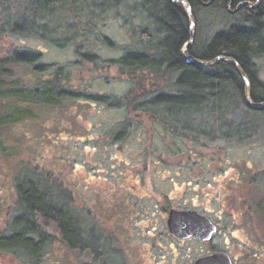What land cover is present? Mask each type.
<instances>
[{"label":"rangeland","instance_id":"1","mask_svg":"<svg viewBox=\"0 0 264 264\" xmlns=\"http://www.w3.org/2000/svg\"><path fill=\"white\" fill-rule=\"evenodd\" d=\"M150 2L0 0V58L15 50L38 55L31 63L12 62L6 67L10 74L0 76L5 88L1 93L22 84L34 93L32 103L24 104V115L16 116L11 113L17 97L0 96V237L17 231L13 222L21 212L18 185L33 183L55 206L72 212L84 246L74 249L53 237L37 261L24 252L0 250V264H191L195 255L191 243L184 257L174 244L169 251L156 249L152 255V247L137 235L127 215L132 199L127 194L120 203L110 191L118 186L120 171L130 172L134 155L142 153L154 132H163L154 135L161 142L170 138V150L180 142L186 154L192 153L190 144L199 139L202 154L216 149L218 155L245 158L264 171V111L249 109L233 86L225 84L221 92L208 84L201 102L207 105L195 104L185 111L168 96L183 95L191 88L177 83L180 70L156 59L160 54L150 58L165 65L161 75L145 68L131 72L121 65L127 52L148 56L169 34L155 32L151 24L154 16L164 17L166 2L156 6ZM249 21L248 16L217 6L201 9L196 46L205 54L217 32ZM253 63L257 78L264 82V51ZM53 79L60 86L54 88L57 102H40L33 90L39 83L52 85ZM156 97L163 108L149 106ZM173 114L185 122L174 121ZM150 115L157 118H145ZM202 176L209 174L205 171ZM257 185L264 188V179ZM260 191L264 197V189ZM206 200L201 195L192 199L196 204ZM120 237L125 243H119ZM157 257L163 259L154 261Z\"/></svg>","mask_w":264,"mask_h":264},{"label":"flooded vegetation","instance_id":"2","mask_svg":"<svg viewBox=\"0 0 264 264\" xmlns=\"http://www.w3.org/2000/svg\"><path fill=\"white\" fill-rule=\"evenodd\" d=\"M163 1L166 2L167 8L171 7L173 11L176 8L179 14L178 27L181 29L186 27L189 31V38L183 49L184 54H180V57L185 64L194 63L196 65L199 63L197 64L187 59L200 58L198 56L203 49L196 46V20L197 14L200 13L201 9L217 6L220 10H226L230 14L250 17L257 14V11L264 6V0H261L255 6H251L250 2L254 3L256 0ZM188 10L191 11L193 19V42L191 44H189L191 39V19L187 14ZM163 21V18L154 16V21L151 24L153 28H156L155 32L160 30L164 33L168 32L169 28L161 25ZM233 26L231 24L230 28ZM149 37L151 38L152 35ZM154 62L156 61L152 59V61H147L145 66H140L134 61H129V65H125V61H121V65L125 69H129V71L132 70L131 72L145 68L146 71L161 75V72L165 69L163 68L164 64L154 65ZM237 62V64L232 63V69L237 72L242 88L230 85L236 89V95L241 96L245 102H247V89H249L250 98L255 104L246 103L248 108L253 111H264V105H259L264 102V97L255 98L252 96L251 77L246 72L243 63ZM170 65L172 64H167V66ZM213 65L210 64L209 66H212L214 73L217 70L224 72L226 69L229 70L227 67L218 68ZM252 66L251 76L255 79L257 87L264 85V82L257 78L258 75L254 69L255 64L253 63ZM205 67L207 66L205 65ZM174 68L180 70L178 74L179 80L183 74V68L177 66H174ZM212 75L220 78L224 77L226 82L229 81L228 74ZM212 75L210 74L209 77ZM148 80L150 79L148 78ZM39 84L41 85H36L33 91L40 95V92L48 84ZM53 87L56 88L57 84L53 85ZM19 89L24 92V84ZM180 94L181 92L177 96ZM19 97L21 99L20 92ZM158 98L153 99L149 106L152 108H163L164 106L157 101ZM24 104L25 101H20L18 115H24ZM134 106L136 107V104L134 105L133 103V108ZM147 107L148 104L143 106V109ZM186 109L184 107L185 111ZM174 115L176 116L174 117ZM177 116L178 114H173L174 121L179 119L180 123L185 122V118L181 116L177 118ZM145 118L153 119L157 117H151L150 115L145 116ZM22 120H25L24 117ZM162 120L166 122L165 119ZM185 128V125H183L182 129ZM157 134V132H154L152 137L148 138V143L143 148L142 153L134 155L133 164L128 166L130 172L126 170V175L120 171L117 176L119 179L118 186L113 185L110 190L115 191L120 203L123 202L122 200L127 194L132 199L129 205L131 208L127 215L131 216L130 223L137 230V235L140 234L145 243L152 247L151 254L154 255L157 250L162 253L169 251L170 244H174L179 256L184 257L185 254L190 253V248H187L186 245L191 243L195 247V255L191 264L201 258L215 255L224 256V259L227 258L229 264H264V197L259 195L260 190L264 188L257 185L262 183V179H264L263 168H255V166L247 164L248 162L244 157L241 160H231L229 157L218 155L216 149L211 150L213 152L210 154H202L200 153L202 143L199 139H193L194 143L190 144V147L194 149L192 153L186 154L184 148H182L184 144L180 142H175L172 145L174 148L170 150L168 146L170 138H168V141L166 139L164 140L165 142H161L154 137ZM158 135H163V132ZM145 150L150 151V153H144ZM205 171L208 172L209 177L202 176ZM194 195L197 198L201 195L203 199L208 197L209 200H206L205 203L196 204L192 201ZM134 198L135 201H133ZM187 211L195 212L198 220L209 224L212 230L209 236L190 235L181 237L170 230L169 220L171 214ZM122 221L123 219L121 218V223ZM123 238L120 237L119 243H125ZM230 243L231 245L229 246ZM36 258L38 257L33 258V261H37ZM160 259H163V257H157L154 261H159Z\"/></svg>","mask_w":264,"mask_h":264},{"label":"trees","instance_id":"3","mask_svg":"<svg viewBox=\"0 0 264 264\" xmlns=\"http://www.w3.org/2000/svg\"><path fill=\"white\" fill-rule=\"evenodd\" d=\"M178 16L179 14L176 8L175 11H173L171 7H168L164 17H162L165 22L163 21L161 23V25L169 28L167 38L161 41V46L159 48L154 47L150 49L152 50V54H150L152 56H147L145 53L140 54L139 52H127L122 60L125 61V65H129V61H134L140 66H145L147 61H152L150 57H156L154 55L160 54L156 59L159 60L161 57L160 61L171 63V67L177 66L183 68V74L181 78L177 80V83L180 86H186L187 89L191 88V90L188 93H183V95L170 96L168 98L170 99V103L176 101L177 104L180 103L187 109H191L195 104H199L201 107L207 105L201 104V102L205 100V96L202 97V92L208 84L217 85L218 87H216V89H219L221 92H224L223 90L225 89L223 86H225V84H231L235 87L240 86L242 88L241 81L237 77V72L232 69L233 66L229 62L219 61L214 64V67L229 68V70L225 72L217 70L216 73L211 71L212 66L205 67L198 63V65L194 63H184L180 54H182V46L189 38V31L186 27L183 29L178 27ZM249 18L250 23L248 25H234L230 29L217 32L214 38H212V41L207 45V48H204L206 49L205 54L200 52L198 57L207 60L225 54L242 62L246 72L250 75L252 80V96L255 98L259 96L264 97V85L257 87L255 79L251 76L254 58L259 55V52L264 51V6L257 11V14ZM192 53L194 54L193 50ZM37 56V53H26L15 50L6 57L0 58V76L10 74L6 67L11 65L12 62L26 61L27 63H31L36 60ZM153 64L156 65L157 63L154 62ZM206 68L209 70H206ZM222 73L229 75V81H227V83H225L226 79L224 77L220 78L212 75ZM210 74L212 75L211 77H209ZM56 84L59 89L60 86L57 80H54L52 86L44 87L42 94L40 93V102L42 101L43 103L50 104H55L57 102L56 96H58V92L56 94V90L53 87V85ZM0 88V90L5 89L4 81L1 77ZM19 92L21 99L19 97ZM33 94L34 93H31L29 89L22 92V89L20 90L18 88H9L5 92H0V96L4 98H6V96L17 97L11 113L14 116L19 113L20 101H25V104H31L34 99L32 98ZM215 99L219 101L217 97H215ZM18 192L21 212L14 218L15 221L13 222L17 231H14L10 236L0 237V250L10 253L24 252L35 258L42 254L44 244L51 238L53 239V237H57L58 240L68 244L74 249L77 246H83L81 243L82 229L78 228L79 222L72 218V212L69 213L70 211L68 209L55 206L49 197L39 191L33 183H28V185L19 184ZM48 231L52 233V237L48 235ZM38 235L39 237H37Z\"/></svg>","mask_w":264,"mask_h":264},{"label":"water","instance_id":"4","mask_svg":"<svg viewBox=\"0 0 264 264\" xmlns=\"http://www.w3.org/2000/svg\"><path fill=\"white\" fill-rule=\"evenodd\" d=\"M260 1L261 0H256L254 3L250 2V5L251 6L258 5ZM187 14L191 19V26H190L191 39L189 43L191 44L193 42V19H192V14L190 10L187 11ZM187 60L191 62H196L199 64H205V65L214 64L217 61H228L234 64L238 63L234 58L226 56V55L218 56L212 60H203V59H198V58H189ZM246 100L248 104H251V105L255 104L250 98L249 89H247ZM259 105H264V102L260 103ZM195 215H196L195 212H191V211L182 212V213L175 212L171 214L170 220H169L170 230L181 237L190 236V235H196L199 237L209 236L212 232L209 224H207V222L205 221L198 220ZM194 264H229V263H228L227 258L224 259V256L215 255L212 257L210 256L206 258H201L197 260Z\"/></svg>","mask_w":264,"mask_h":264},{"label":"bare ground","instance_id":"5","mask_svg":"<svg viewBox=\"0 0 264 264\" xmlns=\"http://www.w3.org/2000/svg\"><path fill=\"white\" fill-rule=\"evenodd\" d=\"M150 1L154 4V6H156L157 3L161 4L164 2L163 0H150Z\"/></svg>","mask_w":264,"mask_h":264}]
</instances>
